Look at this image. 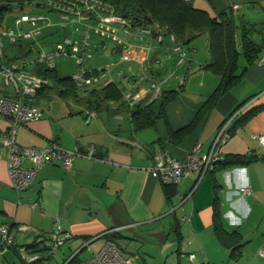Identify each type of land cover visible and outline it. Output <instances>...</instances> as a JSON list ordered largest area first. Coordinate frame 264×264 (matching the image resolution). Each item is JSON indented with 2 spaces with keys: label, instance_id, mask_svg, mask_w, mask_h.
Segmentation results:
<instances>
[{
  "label": "crops",
  "instance_id": "obj_1",
  "mask_svg": "<svg viewBox=\"0 0 264 264\" xmlns=\"http://www.w3.org/2000/svg\"><path fill=\"white\" fill-rule=\"evenodd\" d=\"M192 2L212 15L231 7L238 21L264 24V0ZM255 35L259 40L260 34ZM207 62L200 63L189 82L183 83L184 90L187 85L195 89L194 95L178 93L152 127L136 130L130 119L126 128H120L117 116L112 121L93 118L66 103L38 105L42 116L17 129V142L41 147L54 141L77 148L81 155L74 157L69 169L59 161L45 164L26 189L17 191L8 174L7 150L0 147V224L15 223L14 239L21 238L18 244H24L49 238L58 221L71 234L65 242L72 255L83 242L88 246L100 238L106 242L105 235L114 228L120 234L131 227L143 230L171 216L169 230L176 242L177 264H264V148L253 137L264 132V51L213 105L200 110L219 81L217 74L202 68ZM245 63L243 58L240 66ZM205 80L208 90L201 94ZM150 100L146 96L142 103ZM256 108L220 147L224 157H251L250 161L216 167L198 184L197 172L176 186L164 185L151 174L156 154L167 152L181 159L196 143L200 152H206L222 123L228 120L230 128ZM192 121L190 129L175 136ZM7 125L8 120L0 117V131ZM88 145L94 146L93 157L86 155ZM22 165L31 167L32 163L23 158ZM241 187H249L250 192L243 194ZM188 190H192L190 197L182 201ZM17 248L26 261V249ZM96 251L91 250L89 256ZM188 253H194L193 260L186 257Z\"/></svg>",
  "mask_w": 264,
  "mask_h": 264
},
{
  "label": "rangeland",
  "instance_id": "obj_2",
  "mask_svg": "<svg viewBox=\"0 0 264 264\" xmlns=\"http://www.w3.org/2000/svg\"><path fill=\"white\" fill-rule=\"evenodd\" d=\"M31 13H41L43 15V20L36 24L29 21L22 23L16 21V18L20 17L22 14ZM90 24L93 23L88 19H80L77 16H64L60 12L49 10L45 6L40 7L35 4L26 5L23 8L14 6L4 14L0 22V47L3 52V58L9 60L13 64L25 63V67L28 71L35 72L37 57L39 58L41 54H51L57 73L62 77L70 76L75 84L76 80L72 78L73 73H82L85 71L87 73L91 71L90 73H92V70L96 69L100 73L104 71L106 73V78H111L121 89L128 88L124 80L125 76L128 79H132L133 85L135 81L139 82L140 77L143 75L142 68L152 66L161 71L159 78H157L158 80L164 81L163 84H161L162 89L180 90L186 97L194 95L195 89H193L191 85H187L184 90L183 83L187 84V82H189L187 79L189 80L191 75L194 74L193 71H196L200 67V63L205 62V60L209 61L210 57L206 39L203 34L197 35L188 42L182 44V48L186 51V57L182 62H179L180 51L174 50L172 48V42L168 39H165L163 45L160 46L155 44L152 40L142 37L141 33L131 31L128 34L118 29L117 37L122 41H129V44L133 46V48H131V58L124 59L122 56L126 51L121 47H117L116 40L107 39V41H105V38L88 28ZM11 30L16 36V41L14 42L10 39L9 32ZM26 32H28L29 35L21 37ZM87 33L88 37L86 39ZM256 36L257 35L254 36L255 39H257ZM84 39L87 41V44L83 41ZM68 41L70 43L69 47H67ZM76 45L78 49L74 52L73 47ZM140 45L141 48L135 50L134 47ZM148 45L153 46L152 51L146 49ZM73 53L78 55L83 54L81 63L76 61L77 57L74 56ZM141 55H145L149 60L141 64L139 60L135 59ZM239 58L240 65L243 60L242 55H240ZM3 81L4 78L0 72L1 95L3 93L7 94V92L11 90V85L5 86ZM138 84L139 83L136 84L137 88L144 87L148 89L150 87V83L147 82L146 79L140 80V84ZM77 88L80 89L81 93L79 96L83 97L82 99L68 96L66 99L64 98V101V99L58 95L57 89L52 87L46 89L44 96H37L36 102L38 105H43L45 107L50 103L54 105L57 103L61 105L68 104L75 110L95 112L96 115L93 116V118L100 116L101 119L110 118L112 121V119L117 116V121L121 124L120 128H126L125 125L130 123V112L133 107L126 104V102L122 100V97L119 100L107 99L102 106L96 109L89 106L87 99L91 91H101L102 87L99 88L97 85H86ZM207 90L208 80H205V86L202 89L200 88V93L205 94ZM152 92L151 90L147 93V97H151ZM61 101H64V104ZM111 109H113L114 112H112ZM207 176L208 174L206 173L205 177ZM182 212L181 208L177 211V214L180 215ZM171 219V216H168L165 217L164 220L155 222V224L147 228H143V230L138 228L139 232L134 234L136 240L117 239L119 250L127 258L129 264H177L175 254L176 242L173 233L169 230ZM143 233L151 234V236H146ZM122 234L133 235L132 231H123ZM20 240L21 238L16 242ZM46 240L47 239H41L39 243ZM103 242L102 238L95 240L90 246L84 248L70 264H79L81 260L89 256L91 250H98ZM40 247L42 246L40 245ZM43 252H46V249ZM70 252L71 250L68 248V242H63L54 255L48 259L38 258L39 260H31V258L44 253H29L26 251V259L24 258L26 261H24L17 254L8 252L5 257H0V264H60L64 261V258L67 259L71 256Z\"/></svg>",
  "mask_w": 264,
  "mask_h": 264
},
{
  "label": "trees",
  "instance_id": "obj_3",
  "mask_svg": "<svg viewBox=\"0 0 264 264\" xmlns=\"http://www.w3.org/2000/svg\"><path fill=\"white\" fill-rule=\"evenodd\" d=\"M32 4L40 7L45 6L49 10L58 11L66 16H76L78 12H81L83 15L86 14L88 20L91 22L94 14H114L126 20L130 32L134 31L140 33L141 30H147L148 34L144 33L142 37L152 40L155 44H157V36L161 35L162 41L160 44H157L160 46L163 45L165 39L171 41V36H173L174 43L182 45L197 35L205 34L210 59L207 63L202 65V68L217 74L219 76V81L212 92L207 96L200 110H204L205 107L209 108L213 105L224 92L228 91L242 78L246 66L254 63L260 53L264 51V24L250 22L245 19L238 21L231 7L212 15L208 10L196 7L192 0H0V22L4 14L14 6L23 8L26 5ZM255 34H260L259 40L254 38ZM240 55H242L246 62L242 66L238 63ZM95 70H92V73H95ZM142 71L143 75L147 73V78L145 77L144 79H150L149 81H157L161 73L160 69H156L152 66L143 67ZM35 72L50 79L49 84L39 89L37 96L43 94V91L47 88L55 87L58 91V95L62 98H67L68 96L77 99L83 98L79 96L81 93L80 89L77 88L78 86H76L71 77L60 76L55 70V67L48 68L41 63H37ZM88 73L86 72L85 74ZM136 84L137 82L135 81L134 90L138 89ZM121 90L122 89L114 82H110L103 86L101 91H91L87 103L89 106L98 109L107 99H121ZM178 93H180V90H165L161 87L160 94L151 99L148 103L137 102L133 105L130 119L134 129L139 130L154 126L155 121L163 116L166 104L173 100ZM258 109L259 108H256L243 114L230 128H228V132H233L234 128L250 119ZM192 124L193 121L178 129V131L174 133L175 136L178 137L181 133L190 129ZM250 158L251 157L247 158L244 156H223L221 160L215 162L214 167L209 171H213L216 167L242 164L250 161ZM164 185L176 186L175 184ZM2 224L8 225L13 241L8 245L7 251L0 254V257H5L8 252H13L20 257L18 246L24 247L29 253H44L43 251L47 249V246L41 245L42 242L37 243L34 240L25 242L24 244H18V242L16 244L14 239V226L16 224L1 223L0 225ZM176 233L179 234L175 231L174 234ZM121 236L122 235L118 231H114L107 233L105 239L108 242L114 243L119 248L117 239L121 238ZM177 238L179 237L176 235V239ZM40 245L42 247H40ZM235 248H233V250ZM78 254L74 255L66 264L72 263ZM40 256L43 257V254L39 255L38 258H40Z\"/></svg>",
  "mask_w": 264,
  "mask_h": 264
},
{
  "label": "built area",
  "instance_id": "obj_4",
  "mask_svg": "<svg viewBox=\"0 0 264 264\" xmlns=\"http://www.w3.org/2000/svg\"><path fill=\"white\" fill-rule=\"evenodd\" d=\"M237 7L238 5H235V8ZM76 16L80 19H88L87 15H83L81 12H78ZM93 16V24H90L91 27L88 26V28L105 38V41H107V39L116 40L117 46H121V48L126 51L122 58L130 59L132 54L131 48H133V46L129 44V41H122L117 37L118 29H121L125 33H130L129 25L126 23V20L114 14H94ZM41 20H43V15L41 13L22 14L20 17L16 18L18 23L29 21L36 24ZM140 33L142 35H144V33L148 34V31L141 30ZM9 35L12 42L16 41V36L13 34L12 30L9 32ZM28 35L29 33L26 32L21 37H26ZM87 37L88 33L86 39ZM170 38L171 42H173V36ZM83 41L87 44L85 39ZM156 41L157 44H160L162 36L158 35ZM69 44L68 41L67 47H69ZM172 45L174 50L180 51L179 62H182L186 57V51L180 44L173 42ZM134 48L135 50H139L141 45L135 46ZM73 49L74 52H76L78 46H74ZM146 49L152 51L153 47L148 45ZM73 55L77 57L76 61L81 63L83 54L78 55L73 53ZM3 57V52L0 47V72L3 75L5 86L11 85V90L8 91L6 95H0V117L8 120L7 127L0 131V147H5L7 150L6 164L11 185L15 190L20 191L25 189L35 179L39 169L45 164L59 161L66 169H69L72 166L74 157L81 155V152L78 151L77 148H65L54 141L41 147L26 146L17 142V129L30 121L38 120L42 116V110L36 102V97L39 89L49 84L50 80L43 77L41 74L28 71L25 67V63L13 64ZM135 59L139 60L141 64L149 60L145 55H141ZM36 63H41L48 68L55 67L51 54H41L39 58L37 57ZM145 77L147 78V73L142 75L140 80ZM72 78L76 80V86L80 88L86 85H97V87L101 88L113 82L111 78H106V73L104 71L100 73L97 70L95 73L90 74L75 72L72 74ZM124 80L128 88L121 90L122 100L130 106L135 105L137 102H142L147 96V93L151 90L153 91L150 97L151 99L157 97L161 92L162 83L155 80H146L150 83L148 89L139 87L137 90L133 89L134 84L132 85L131 79L125 76ZM86 113L90 116L96 115L95 112L87 111ZM229 135L228 120H226L218 129L208 151L200 152V145L196 143L181 159H177L167 152H161L154 156L153 164L149 167V170L151 174L163 184L175 185L180 184L182 179L189 176L192 172H197L198 178L195 182L197 184L201 180L204 172L212 169L215 162L223 158L220 147L226 142ZM253 137L258 144L264 148V132L256 133ZM86 148V155L88 157H93L94 146L88 145ZM23 158L29 159L32 166H23ZM240 191L243 194H247L250 192V188L241 187ZM191 192L192 190L185 192L184 195L180 197L181 200L183 201L189 198ZM54 225V230L50 233L49 238L41 244L42 246H47L46 252L43 254L44 259L53 256L62 243L71 237L69 232L62 230L61 224L58 221H56ZM114 231H117V229L114 228L110 230V232ZM12 241L13 237L9 232L8 225H0V254L7 251L8 245L11 244ZM186 257L189 260H193L195 255L194 253H188ZM35 259L36 257L31 258V260ZM66 262L67 260H64L60 264H66ZM79 264H129V262L114 243L106 241L96 252H93L88 258L81 260Z\"/></svg>",
  "mask_w": 264,
  "mask_h": 264
},
{
  "label": "water",
  "instance_id": "obj_5",
  "mask_svg": "<svg viewBox=\"0 0 264 264\" xmlns=\"http://www.w3.org/2000/svg\"><path fill=\"white\" fill-rule=\"evenodd\" d=\"M208 171H209V170H208ZM206 172H207V171H205L204 174H205ZM204 174H203V176H204ZM203 176H202V177H203ZM201 179H202V178H201ZM128 231H132L133 235H132V234H129V235H123V234H121V235H122L121 238H123V239H130V240H136V238H135L136 236H134V234H135L136 232H139V229L136 228V227H131ZM143 234H145L146 236H151V234H150V235L147 234V233H143ZM87 245H88V242H86V244H85V242H83L82 246H81L79 249H77L74 253H72V255H71L70 257H68L66 260L68 261V260H70L74 255L80 253L84 248L87 247ZM36 259H38V257H36Z\"/></svg>",
  "mask_w": 264,
  "mask_h": 264
}]
</instances>
